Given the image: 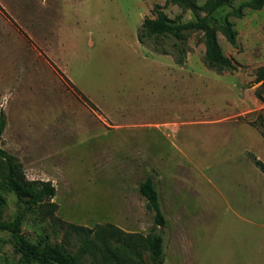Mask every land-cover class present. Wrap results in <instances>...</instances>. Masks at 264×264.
Segmentation results:
<instances>
[{
  "label": "rangeland",
  "instance_id": "obj_1",
  "mask_svg": "<svg viewBox=\"0 0 264 264\" xmlns=\"http://www.w3.org/2000/svg\"><path fill=\"white\" fill-rule=\"evenodd\" d=\"M247 1L211 18L234 64L218 73L203 62L202 32L186 35L183 64L170 40L166 55L139 42L157 8L195 20L169 0H0V148L56 188L29 207L0 171L2 219L23 215L30 242L71 253L89 236L83 264H138L126 236L154 230L140 193L153 175L168 220L163 264H264V174L250 157L264 162V6L235 16ZM0 264H25L1 230Z\"/></svg>",
  "mask_w": 264,
  "mask_h": 264
},
{
  "label": "trees",
  "instance_id": "obj_2",
  "mask_svg": "<svg viewBox=\"0 0 264 264\" xmlns=\"http://www.w3.org/2000/svg\"><path fill=\"white\" fill-rule=\"evenodd\" d=\"M234 0H205L203 5L198 0H169L178 6L183 12L193 13L195 20L180 22L179 17L172 19L164 14L160 8L156 9V17L144 18L138 32V40L141 44L148 45L154 52L167 54L162 49L163 41L170 40L172 56L176 63L183 64L189 52L186 42L188 33L199 31L203 33L205 53L203 62L205 66L218 73L234 68V64L222 51L217 39V30L211 23L212 16L221 8L229 6ZM264 6V0H249L233 11L237 17L243 16V9L259 10ZM203 14V15H202ZM222 34L231 43L235 44L237 32L233 25L225 22L220 27ZM162 50V51H161ZM264 80V68L257 73V82ZM85 101L94 108V105L86 98ZM7 120L3 110L0 112V142L6 130ZM256 167L264 174V162L254 156H250ZM0 171L5 177L4 185L15 193L18 201L26 206H37L56 196L55 186L47 181H31L27 179L21 161L15 155L0 148ZM140 193L147 200V208L153 213L154 230L147 236L141 234H128L126 236V248L133 260L138 264H163L165 255V241L162 231L168 225V220L163 212L157 179L148 175L140 183ZM2 199L0 198V206ZM23 215H18L13 221H5L1 216L0 230L12 235L15 248L20 254V260L25 264H83V258L87 252L91 238L88 236L79 252L71 253L64 248L52 247L43 243L30 242L22 232ZM159 228V230H157ZM88 235L91 232L87 228H79ZM147 254L148 259L143 255Z\"/></svg>",
  "mask_w": 264,
  "mask_h": 264
}]
</instances>
